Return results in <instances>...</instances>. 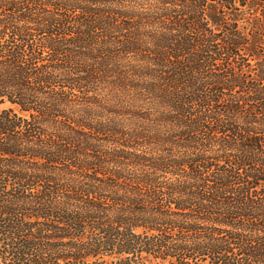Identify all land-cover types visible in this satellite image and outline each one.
I'll return each instance as SVG.
<instances>
[{
    "label": "trees",
    "instance_id": "trees-1",
    "mask_svg": "<svg viewBox=\"0 0 264 264\" xmlns=\"http://www.w3.org/2000/svg\"><path fill=\"white\" fill-rule=\"evenodd\" d=\"M0 264H264V0H0Z\"/></svg>",
    "mask_w": 264,
    "mask_h": 264
}]
</instances>
